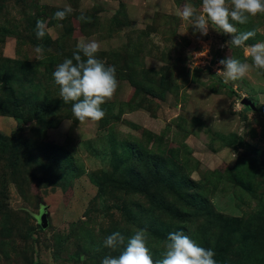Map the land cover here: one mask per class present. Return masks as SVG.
Here are the masks:
<instances>
[{"label":"rangeland","instance_id":"374dc122","mask_svg":"<svg viewBox=\"0 0 264 264\" xmlns=\"http://www.w3.org/2000/svg\"><path fill=\"white\" fill-rule=\"evenodd\" d=\"M147 1L84 31L96 30L97 59L116 67L119 87L102 120L80 122L52 76L83 39L70 18L39 0H0V264H101L122 251L104 247L107 236L127 242L140 229L154 260L182 231L217 264H264V71L226 84L218 63L251 65L264 14L236 25L257 35L234 47L211 22L194 35L176 14L185 3L203 14L202 0ZM41 18L55 41L37 39Z\"/></svg>","mask_w":264,"mask_h":264},{"label":"clouds","instance_id":"9594fccd","mask_svg":"<svg viewBox=\"0 0 264 264\" xmlns=\"http://www.w3.org/2000/svg\"><path fill=\"white\" fill-rule=\"evenodd\" d=\"M230 5L228 0H202L203 14L198 13L196 7L189 3L177 9L176 14L191 24L194 35L199 33L207 36L211 22L219 32L232 37L226 42L227 46L231 44L242 47L246 41L255 38L257 30L238 32L236 25H246L251 17L264 14V0H230ZM72 13V7L65 5L62 10L55 12L54 19L63 21ZM79 19L91 22V18L84 14ZM47 31V21L38 19L37 39H43ZM100 47L96 40L81 39L76 45L73 58H66L52 73L55 84L59 86L60 98L65 104H71L72 114L80 122L102 120L106 113L101 106L113 98L119 87L116 67L97 59ZM44 51L42 45L36 46L38 59L44 58ZM206 54L207 50L203 52V55ZM197 55L201 56V53ZM247 55L251 57V65L232 55L218 61L223 68L224 83L243 79L252 67L264 71V42L248 46ZM125 241V236L119 231L107 236L104 247L113 251L122 248V251L118 256H105L101 264H217L213 249L201 246L182 231L167 235L162 258L157 260L153 259L148 247L146 230H137Z\"/></svg>","mask_w":264,"mask_h":264},{"label":"crops","instance_id":"0c3cea01","mask_svg":"<svg viewBox=\"0 0 264 264\" xmlns=\"http://www.w3.org/2000/svg\"><path fill=\"white\" fill-rule=\"evenodd\" d=\"M39 2L46 5V7H54V8H59L61 10L63 9L65 5H70L73 9V13L68 16L71 20V21L69 20L71 22L70 23L71 30H73L74 28V30H76L80 38L90 40L93 38L92 35L96 30L92 29V31L87 36H85L84 31L87 30V28H92L93 26H86L82 28L81 23H83V21L79 19V16L81 14H84L85 16L89 17L86 14V12L94 11L92 13L95 16V20H96L95 24L99 26V20L103 18H107L108 19L107 22L110 23V18L114 15L115 11H117V9L120 7L126 10L128 7V4H133L135 8L137 9V12L142 13L141 8L146 9V7H142V6L145 4L148 5L150 1L133 0V2H131V0H39ZM126 12L128 13L129 10ZM126 12H125V16L127 19ZM54 25H58V23H54ZM123 27H125V23H123L119 27V29L115 28V30L120 31ZM103 29L106 30L107 28H103ZM52 32H53L52 28L50 29L48 28V31L46 32L47 36L50 39H56V37L52 36ZM104 39L106 38L104 37Z\"/></svg>","mask_w":264,"mask_h":264},{"label":"water","instance_id":"95a60500","mask_svg":"<svg viewBox=\"0 0 264 264\" xmlns=\"http://www.w3.org/2000/svg\"><path fill=\"white\" fill-rule=\"evenodd\" d=\"M239 102L242 105H244V106H246V107H248L250 109H255L254 103L250 99H247L246 97H241L239 99ZM47 216H48V214L46 212L45 206L40 204L39 212L35 216L36 221H37V223L39 224L40 227H43V228L46 227V225H47V221H46Z\"/></svg>","mask_w":264,"mask_h":264},{"label":"trees","instance_id":"16d2710c","mask_svg":"<svg viewBox=\"0 0 264 264\" xmlns=\"http://www.w3.org/2000/svg\"><path fill=\"white\" fill-rule=\"evenodd\" d=\"M118 9H117V11H115V13H114V15L110 18V23H109V25L111 26V24L114 22V20H118L117 19V17H118ZM86 14L91 18V22L90 23H88V22H83V23H81V26H82V28H84V27H86V26H94L95 25V22H96V20H95V16L93 15V13L92 12H90V11H88V12H86ZM38 17V16H37ZM36 17V18H37ZM98 24V23H97ZM123 24V22H119V24L118 25H116L115 26V28H118L119 29V27L121 26ZM111 27H113V26H111ZM71 28V27H70ZM46 36H47V34H46ZM59 38V37H58ZM50 39V38H49ZM57 39V38H56ZM56 39H51V41H55ZM227 90H229L231 93H233V91H232V89L229 87V86H227V85H225V84H223V83H221ZM39 207H40V205H39ZM39 225V224H38Z\"/></svg>","mask_w":264,"mask_h":264}]
</instances>
